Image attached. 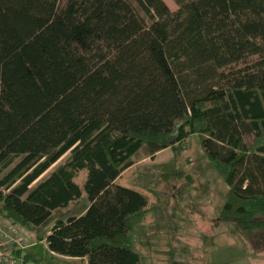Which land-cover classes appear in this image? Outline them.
Returning <instances> with one entry per match:
<instances>
[{
    "label": "trees",
    "instance_id": "16d2710c",
    "mask_svg": "<svg viewBox=\"0 0 264 264\" xmlns=\"http://www.w3.org/2000/svg\"><path fill=\"white\" fill-rule=\"evenodd\" d=\"M173 1L0 0L2 223L50 227L61 257L141 264L148 198L116 180L197 135L227 186L220 219L264 232V0Z\"/></svg>",
    "mask_w": 264,
    "mask_h": 264
},
{
    "label": "rangeland",
    "instance_id": "374dc122",
    "mask_svg": "<svg viewBox=\"0 0 264 264\" xmlns=\"http://www.w3.org/2000/svg\"><path fill=\"white\" fill-rule=\"evenodd\" d=\"M163 1L171 11L177 9L173 0ZM68 157L67 152L39 181ZM132 161L116 184L148 198L150 209L130 234L141 264H264V232L244 233L220 219L227 186L208 165L197 135L179 152L166 149L151 158L141 150ZM85 177V171L73 173L80 187ZM78 202L71 215L86 210L84 193ZM12 229L28 245L24 253H38L40 264H68L48 255L44 240L50 227Z\"/></svg>",
    "mask_w": 264,
    "mask_h": 264
},
{
    "label": "built area",
    "instance_id": "2783aa9c",
    "mask_svg": "<svg viewBox=\"0 0 264 264\" xmlns=\"http://www.w3.org/2000/svg\"><path fill=\"white\" fill-rule=\"evenodd\" d=\"M27 247L12 227L0 221V264H28L23 260Z\"/></svg>",
    "mask_w": 264,
    "mask_h": 264
},
{
    "label": "crops",
    "instance_id": "0c3cea01",
    "mask_svg": "<svg viewBox=\"0 0 264 264\" xmlns=\"http://www.w3.org/2000/svg\"><path fill=\"white\" fill-rule=\"evenodd\" d=\"M30 255L36 257L39 260V264H40V258H39V254L38 253H36V252H35V254L34 253H30ZM48 255L51 258H53V259H57L58 261L68 262V264H87L85 260L75 259V258L61 257V256L55 255V254H53V253H51L49 251H48Z\"/></svg>",
    "mask_w": 264,
    "mask_h": 264
}]
</instances>
